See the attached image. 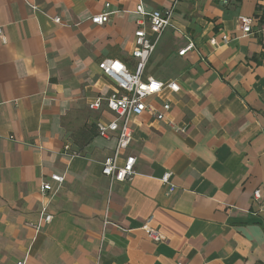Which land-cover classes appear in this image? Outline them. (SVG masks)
I'll use <instances>...</instances> for the list:
<instances>
[{
    "label": "crops",
    "instance_id": "crops-1",
    "mask_svg": "<svg viewBox=\"0 0 264 264\" xmlns=\"http://www.w3.org/2000/svg\"><path fill=\"white\" fill-rule=\"evenodd\" d=\"M139 2L174 6L143 78L180 90L146 98L170 108L131 118L120 163L135 156V173L110 183L101 162L116 138L95 122L112 114L88 103L115 88L102 59L134 69ZM105 3L108 22L93 24ZM239 15L253 19L247 34ZM0 30V264H264V0H0Z\"/></svg>",
    "mask_w": 264,
    "mask_h": 264
},
{
    "label": "built area",
    "instance_id": "built-area-1",
    "mask_svg": "<svg viewBox=\"0 0 264 264\" xmlns=\"http://www.w3.org/2000/svg\"><path fill=\"white\" fill-rule=\"evenodd\" d=\"M105 10L94 14L90 17V21L96 25H102L109 20L110 11L109 3H105ZM174 6L164 9H153L146 11L141 2L136 5L135 12L145 20L138 21V27L134 31L132 57L135 60L134 69L130 70L122 61L118 59L105 58L98 63V68L114 83L115 88L105 97H96L88 103V107L93 110H100L102 107L112 114V117L103 119L98 118L95 122L97 133L105 138L111 134L115 135L116 143L110 155L106 156L101 162V173L106 176L110 183L125 182L132 179L135 173L136 158L128 155L120 163V151L125 149L132 139V129L130 127L131 118L141 115L145 110L152 111L157 119H164L165 112L170 108L167 102L162 103L159 110L152 108L146 102V98L158 95L163 91L178 92L180 86L176 81L163 82L153 77L143 78V72L146 67L155 46L162 35L163 31L170 25ZM238 23L244 34L251 31L253 19L245 15H239ZM57 23L61 22L59 17H53ZM2 41L5 37L0 30ZM227 35H222L219 40L215 37L210 39L212 45L225 44L228 41ZM194 44L189 41L182 49L178 51L179 55H184L187 51L192 50ZM65 152L76 155L75 151H71L70 145L66 142L63 146ZM171 172H165L160 177V182L168 185V192H172L175 186L170 182ZM50 180L62 183L64 178L62 175L53 173ZM50 189L49 181H43L40 184V192L42 195ZM260 190L253 191L255 199L260 198ZM51 215H45L44 220L50 221ZM147 236L153 241H161L165 236L156 228L144 226ZM17 264H25V261H18ZM176 264H183L176 261Z\"/></svg>",
    "mask_w": 264,
    "mask_h": 264
},
{
    "label": "trees",
    "instance_id": "trees-1",
    "mask_svg": "<svg viewBox=\"0 0 264 264\" xmlns=\"http://www.w3.org/2000/svg\"><path fill=\"white\" fill-rule=\"evenodd\" d=\"M94 129L93 128H83L81 131H79L77 133V136L79 137V139L82 141V144L83 143H86L88 142L92 136L94 135Z\"/></svg>",
    "mask_w": 264,
    "mask_h": 264
}]
</instances>
